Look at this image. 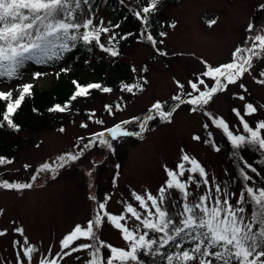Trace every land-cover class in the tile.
Here are the masks:
<instances>
[{
    "label": "rangeland",
    "instance_id": "1",
    "mask_svg": "<svg viewBox=\"0 0 264 264\" xmlns=\"http://www.w3.org/2000/svg\"><path fill=\"white\" fill-rule=\"evenodd\" d=\"M82 8L78 22L97 15L102 16L104 21L115 19L113 13L101 3L96 12L89 11L86 5H82ZM158 13L167 20L163 43L159 41L153 47L134 39L121 51L120 64L125 62L130 66L129 84L139 83L142 90L134 89L133 93L121 91L123 83L114 86L109 84L107 87L112 91L108 93L92 89L87 97L78 98L81 111L76 116L54 124L53 127L24 132L28 140L18 156L11 164L0 165V181L21 183L31 180L43 163L55 167L59 163L58 156L77 151L74 145L80 143V137L85 138L84 142L93 140L94 133L112 128L123 121H128L122 124L123 129L141 133L140 136L112 139L110 133L104 132V137L111 142L115 151L97 142L95 147L85 150L78 161L70 162L55 173H42L41 182L35 187L19 190L0 188V231L6 230L4 235H0V264H17V253L21 252L25 238L28 244L38 250L33 253L32 264H38L39 259L45 256L51 259L61 251V239L75 225L86 226L89 219L95 218L98 202L104 201L106 196L111 197L107 201V210L112 214H120L126 203H133L138 211H142L131 194L151 192L157 195L166 179L165 167L175 169L184 153L196 158L205 167L209 177L214 176L221 186L227 185L228 190L235 193L241 189L239 173L242 160L249 164L251 158H257L255 160L258 161L260 151L243 149L242 155L239 153V156L233 158L229 150L232 147L230 141L222 129L211 123L206 113L222 117L230 130L241 134L243 129L233 109H241L243 115L245 102L264 104V86L253 79L258 76V72L253 70L251 76L246 74L240 81L247 88L246 93L239 88V82L230 85L227 91L217 93L207 106L196 112L191 111L194 106L187 103L190 97L183 95L175 82L180 81L187 91H191L187 82L195 81L204 71L205 61L213 66L229 62L234 49L246 46L249 36L264 34V0H173L162 4ZM211 20L215 23L209 27ZM249 25L253 26L252 32L248 31ZM108 35L101 36V41L108 38ZM94 46L96 51L100 50ZM157 48L166 55H160ZM118 64H106L101 72L107 75L117 69ZM256 65L264 70V60L254 59V68ZM145 67L147 71H143ZM62 69L74 72L79 68L65 66L62 60L55 63L28 61L20 69L18 80L0 79V90L8 91L20 83L49 88L59 72H66ZM35 72L43 75L34 79ZM205 79L211 86V82ZM177 94L182 95L184 103L173 99ZM240 94L245 95V101L237 98ZM157 101L164 105L166 111H172L170 122L163 120L152 109ZM177 104L179 107H176ZM106 105L113 107V114L108 113ZM93 112V119L88 120L87 117ZM245 119L254 126L256 121L264 120V109ZM96 120L104 123L97 124ZM84 123H87V128L81 127ZM204 124H209V127L205 129ZM194 136H200L201 139L194 140ZM208 141H212L220 151H215L213 144ZM256 168L260 175L251 172L249 175L254 177L256 187H264V165ZM189 191L193 193L190 199L202 194L201 190L194 187H190ZM90 196H95L96 200L89 199ZM167 196L164 206L175 213L179 207V194L170 190ZM235 199L232 198L233 203ZM247 209L245 216L251 214V206H247ZM131 225L132 221L129 220ZM15 228H22L23 233L14 231ZM96 231L99 240L118 248H127L121 233L108 223ZM76 243L99 246L97 240H80ZM173 250L174 247L171 248ZM90 251L73 253L71 257L63 259L57 256V264H85L90 259ZM101 251L108 254L106 249ZM140 259L144 264H153L150 256L140 254Z\"/></svg>",
    "mask_w": 264,
    "mask_h": 264
},
{
    "label": "snow or ice",
    "instance_id": "2",
    "mask_svg": "<svg viewBox=\"0 0 264 264\" xmlns=\"http://www.w3.org/2000/svg\"><path fill=\"white\" fill-rule=\"evenodd\" d=\"M160 3L161 0H146L145 5L134 15L142 24L148 25L150 15L159 10ZM88 4L89 0H0V79L18 80L20 69L26 62L45 63L51 59H60L64 53L72 51L81 42L85 46L94 43L111 57L119 56L120 53L115 46L107 47L101 42L102 35L111 33L108 35V43L113 45L118 43L116 33L112 29L119 28V24L111 25L110 28L104 26L103 20L94 23L91 16L82 23L78 22V14L83 12L82 5ZM214 23V20L209 21V27ZM252 30L253 26L249 25L248 31L252 32ZM127 35L121 36L120 39H126ZM141 35L150 41L153 47L156 46L157 41L147 28ZM159 35L165 36L166 33L161 32ZM248 41L251 43L248 44ZM160 43L162 44L163 41L161 40ZM245 45L234 49L229 62L213 66L205 61L204 71L195 81L187 82L191 91H187L180 81L175 82L183 95L190 97L187 103L194 106L191 111L203 109L217 93L227 91L230 85H237L238 82L239 88L246 93L247 88L240 81L246 74L251 76L253 70L258 72V76L253 77L254 81L264 86V70H261L260 65L254 68V59L264 60V34L249 36ZM156 51L160 55H166L160 52L159 48ZM132 71L135 72L136 69L133 68ZM143 71H147V68L145 67ZM41 75L43 73L35 72L33 78L39 79ZM205 78L211 82V86L206 83ZM72 83L75 91L69 101L63 105L55 104L49 109L50 112L68 111L72 101L78 97H87L92 89H99L105 93L112 91L111 88L103 87L100 83L82 85L75 80ZM144 83L146 84L147 81L144 80ZM32 89L31 83H20L15 88H9L8 91L0 90V102L5 103L0 127L6 122L7 127L19 131V125L14 123L12 117L25 98L32 95ZM134 89L142 90V85L123 84L121 91L133 93ZM237 98L245 101L243 94L238 95ZM173 99L179 103L185 102L181 94H177ZM116 107L119 108V105ZM176 107H179V104ZM105 108L109 114H113L111 105H106ZM152 109L156 110L163 120L171 121L172 111H166L160 101L155 102ZM260 109H264V104L254 105L251 102L244 103L243 115L241 109H233L243 129L241 134H235L230 130L228 123L222 117H217L211 112H207L206 115L211 123L222 129L227 136L234 149L233 155L239 156L240 151L245 148H255L264 152V120L256 121L253 126L245 119L246 116H252ZM94 115V112L91 113L87 119L92 120ZM95 123L104 122L96 120ZM126 123L128 121L94 133L95 139L87 142H84V137H80V143L74 145L77 151H69L58 156L59 163L55 167L47 162L43 163L39 171L55 173L70 162L78 161L85 150L95 147L97 142L110 151H115L111 142L104 137V132L110 133L112 139L141 134L123 129L122 124ZM81 127L87 128L88 125L84 123ZM208 127L209 124H204L205 129ZM141 128L143 131V126ZM60 131L63 132L64 129L61 128ZM209 135L211 136V133ZM193 139L199 141L201 137L194 136ZM208 143L213 144L215 151H220L212 141ZM180 159L181 162L175 169L165 167L166 179L158 189L157 195L151 192L131 194L142 211H138L133 203H126L120 214H112L107 210V201L111 197L106 196L104 201L98 202L95 218L89 219L86 226L75 225L61 239V251L51 259L47 256L39 259L38 264H57V256L63 259L71 257L73 253L89 249H91L90 259H87L85 264H144L140 254L152 257L153 264H264V187H256L254 177L249 175V172L260 175L257 168L243 161L241 157L242 167L239 174L242 183L239 192L235 193L229 191L227 185L221 186L217 183L214 176L209 177L205 167L196 158L184 153ZM12 162L11 159L0 156V165ZM31 179L35 181L37 176L33 175ZM32 186L31 183L0 181V188L5 189L19 190ZM190 187L201 190L202 194L190 199L193 197V193L189 191ZM170 190L177 192L180 197L179 207L175 213L164 206ZM233 197H236L234 203ZM89 199L95 201L96 197L90 196ZM247 206H251L249 216L244 215L248 210ZM129 220L132 221L131 226ZM105 223L121 233L122 239L127 242V248H118L99 240L96 229ZM14 231L23 233L22 228H15ZM5 233L6 230L0 231V235ZM80 240H97L99 246L91 243H76ZM173 247L175 251H171ZM166 248L169 251H161ZM101 249H106L108 254L102 253ZM37 251L36 247L28 244L25 238L21 252L17 253V264H32L33 253Z\"/></svg>",
    "mask_w": 264,
    "mask_h": 264
},
{
    "label": "trees",
    "instance_id": "3",
    "mask_svg": "<svg viewBox=\"0 0 264 264\" xmlns=\"http://www.w3.org/2000/svg\"><path fill=\"white\" fill-rule=\"evenodd\" d=\"M171 1L173 0H161L159 8L162 4ZM145 2L146 0H89V4L86 5V7L91 9V12H96L99 3H101L103 7L109 9L115 16V19L103 20L105 22L104 26L111 28V25H120L119 28L112 29V31L116 33L118 43L114 45L109 44L108 38L101 41L107 47L115 46L120 53L119 56L111 57L101 49L96 51L94 43L85 46L81 42L78 43L77 47L72 49V51L64 53L60 59L48 60L47 62L50 63L62 60L65 62V66L78 67L79 69L74 72H59L56 75L53 85L49 88L33 86L32 95L25 98L21 107L12 117L14 123L19 125V131L7 127L6 122L3 127H0V156L14 160L18 156L26 140H28L24 132L53 127L55 126L54 124L70 120L81 111V106L78 101L79 97L71 102L68 111L62 113L49 111L55 104L63 105L69 101V98L75 91V86L72 81L75 80L82 85H86L87 83H100L103 87H107L109 84H112V86L119 83L129 84L130 66L125 62L120 64L122 48L131 44L134 39H139L144 41L145 44L152 45L150 41L141 35L145 28H147V31L153 35L157 42L161 41L163 38V36L159 34L161 32L165 33L166 31L167 20L162 18L158 11L150 15L148 25L142 24L141 21L136 18L134 13L139 11L145 5ZM78 18L79 14L77 19ZM92 18L94 19V23H98L102 20V16L100 15ZM81 31H83V29H81ZM129 33H131V35H127ZM125 35H127L126 39H120L121 36ZM109 60L111 61L109 62ZM115 62L119 63L117 69L114 71L112 70V72L107 75L101 72L104 65H112ZM4 108L5 103L0 102V119H2ZM245 149L251 150L250 148ZM252 149L256 150L255 148ZM229 150L233 158L237 157L233 155V147L229 148ZM255 159L251 158V160H249L254 167H259V165L262 164L264 165V155H262V152H259L258 161ZM40 167L41 165L38 170ZM42 173L44 172L38 171L35 174L37 176L35 181L31 179L29 181H22L21 183H31L33 185L32 187H35L41 182ZM161 251H169V249H161Z\"/></svg>",
    "mask_w": 264,
    "mask_h": 264
}]
</instances>
